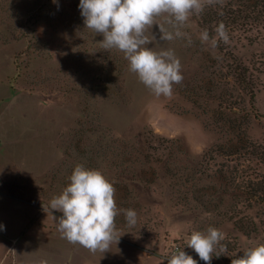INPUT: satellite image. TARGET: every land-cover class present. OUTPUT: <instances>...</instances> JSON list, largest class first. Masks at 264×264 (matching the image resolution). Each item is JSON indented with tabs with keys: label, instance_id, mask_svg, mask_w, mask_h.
<instances>
[{
	"label": "rangeland",
	"instance_id": "obj_1",
	"mask_svg": "<svg viewBox=\"0 0 264 264\" xmlns=\"http://www.w3.org/2000/svg\"><path fill=\"white\" fill-rule=\"evenodd\" d=\"M239 3L0 0V167L18 171L14 194L39 205L40 228L61 231L52 254L264 264V202L248 194L264 185V22L216 16ZM231 57L249 69L252 107L245 95L225 109ZM176 139L194 164L178 155L180 179H160ZM236 187L249 199L230 198Z\"/></svg>",
	"mask_w": 264,
	"mask_h": 264
},
{
	"label": "crops",
	"instance_id": "obj_2",
	"mask_svg": "<svg viewBox=\"0 0 264 264\" xmlns=\"http://www.w3.org/2000/svg\"><path fill=\"white\" fill-rule=\"evenodd\" d=\"M17 176L15 169L0 167V181H9L8 187L0 182V264H69V255L52 254L49 248L61 231L40 228L39 205L14 194L22 189ZM86 258L83 252V264Z\"/></svg>",
	"mask_w": 264,
	"mask_h": 264
},
{
	"label": "trees",
	"instance_id": "obj_3",
	"mask_svg": "<svg viewBox=\"0 0 264 264\" xmlns=\"http://www.w3.org/2000/svg\"><path fill=\"white\" fill-rule=\"evenodd\" d=\"M238 9H233L229 8L224 14L225 15H218L219 16V23H223L226 27L229 25H234L238 22L239 19L244 20V21H253L260 23L261 21L264 22V0H241V3L238 5ZM208 13L207 15H209ZM206 15V16H207ZM207 22V21H206ZM230 61L232 62L231 64H227L229 72H226V75L229 76V79L231 80L232 78L234 79L233 82L235 81L236 83H230V81H227L226 83V88L222 91V98L226 100L227 104L226 110L227 111H233L235 107L238 105L242 104L243 97L245 95L249 96V101L251 102V107H252V102L254 101V95H255V87L252 84V78L249 72V69L245 66L243 61L237 57H231ZM228 79V80H229ZM227 80V78H226ZM234 84L237 85L239 88V91L236 92V88ZM211 85H214L213 83ZM224 94V95H223ZM244 117V116H243ZM180 141L181 142V150L176 154L173 155V153L169 154L165 160V163L162 160V165L160 166L161 173L157 174L160 179H165V178H173L174 180H179L180 177H177L176 173H171L170 172V167L169 164L170 162H174L176 159V162L178 161L177 156L181 155L185 159L186 163H189L191 165L194 164V161L192 160L191 157V152L186 143L184 142L183 139H176L172 142ZM176 152V151H175ZM134 161H131V168L130 170L133 172L132 180H129V183H127L128 188H135L136 184H139L142 175V171H139L138 167H135ZM156 172V171H155ZM154 174V173H153ZM222 177V176H221ZM223 179V177H222ZM194 177L192 175H186L184 179H182V182L184 185L188 186L189 183L193 182ZM215 184L219 187L222 188L225 186V183L223 180H216L214 181ZM188 191L189 188H188ZM261 192V197L260 195L258 196L255 193H248L253 197H256L259 201L264 202V185L262 187L258 188L256 192ZM179 192V190H178ZM227 194V189L220 190L218 192V197H223L224 195ZM244 197L245 199H249L248 196H245L243 191H240L239 188H234L231 191L230 198L236 199V198H241ZM179 199V197H178ZM177 199V200H178ZM236 228H238L240 231H243L245 234H249L250 230L246 227L245 223L242 222H236L235 223Z\"/></svg>",
	"mask_w": 264,
	"mask_h": 264
},
{
	"label": "built area",
	"instance_id": "obj_4",
	"mask_svg": "<svg viewBox=\"0 0 264 264\" xmlns=\"http://www.w3.org/2000/svg\"><path fill=\"white\" fill-rule=\"evenodd\" d=\"M176 250H178V247H176Z\"/></svg>",
	"mask_w": 264,
	"mask_h": 264
}]
</instances>
